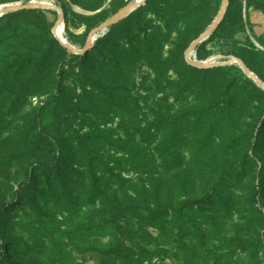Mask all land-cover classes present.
Listing matches in <instances>:
<instances>
[{"label": "rangeland", "instance_id": "1", "mask_svg": "<svg viewBox=\"0 0 264 264\" xmlns=\"http://www.w3.org/2000/svg\"><path fill=\"white\" fill-rule=\"evenodd\" d=\"M48 1L62 10L64 37L80 49L92 29L136 0ZM221 5L222 0H148L96 37L92 49L98 38L112 31L106 44L97 46L89 61L66 66L63 99L41 117L38 111L56 94L57 72L69 59L68 54L64 56L59 50L52 32L58 12L35 9L28 18L13 16L9 21L0 20L3 27L9 24L12 28L5 34L0 30V49L4 50L0 53V206L10 204L0 214V242L6 245L5 252H0V264H185L189 259L192 248L186 249L184 245L194 239L179 234L189 224L172 216L163 218L158 228L132 224L123 236H115L131 247L134 257L130 263L107 257L96 248L106 246L111 237L100 236L95 229L97 215L102 220L108 217L113 197L108 195L104 203L95 207L89 204L88 178L80 182V187L67 186L69 191L65 193L49 188L54 182L49 179L51 169L40 168V164L54 165L45 144L47 139L62 149L57 169L68 172L72 168L82 179L90 174L88 155L99 157L113 169L120 165L116 159L122 158L124 152L115 144H132L125 140L123 130V125L129 123L128 116H106L110 111L100 102L103 94H130L137 100L145 95L148 109L141 102L131 108L157 111L160 103L166 120L182 113L193 117L195 111L207 109L199 138L190 137L180 151L176 148L186 173L171 172L168 177H159V199L164 205L172 200L175 206L177 201L196 199L217 183L225 182L233 198L228 202L232 209L224 220L227 227L243 223L242 231L248 233V220L258 221L257 212L261 210L264 233V182L261 186L259 176L264 164V96L255 87L264 90L236 63L232 64L235 68L213 67L220 71L202 69L211 70L196 79L198 83L193 80L188 92L173 89L174 85H187L185 79L191 75L181 67L186 62L185 52L215 20ZM60 25L56 28L58 37ZM146 39L152 40L153 48L158 49L156 61H151L154 68L163 64L162 73H158L161 90L152 84L156 73L150 57L144 54ZM67 52L72 53L68 49ZM41 53H45L46 59L43 66L37 63ZM99 53L113 57L114 61L102 60ZM231 57L244 61L264 83V0H228L222 21L191 55L196 61L221 62ZM22 63L26 64L25 69L19 70ZM7 66L10 67L2 71ZM82 73L88 78L82 77ZM166 79L172 80L173 86L165 85ZM121 82L124 91L120 89ZM166 95L170 96L168 100L160 101ZM142 120L143 116H136L137 122ZM170 133L169 129L163 131L160 146H165ZM199 139L203 150L197 145ZM82 143H86L85 149ZM105 169L100 165L92 175ZM121 173L129 177L127 172ZM30 176L36 179L32 186L27 183ZM258 188L259 196L253 201V191ZM18 190L20 195H16ZM120 200L128 201L122 193ZM221 229L225 227L222 225ZM196 249L195 262L205 264L207 248L199 243Z\"/></svg>", "mask_w": 264, "mask_h": 264}, {"label": "trees", "instance_id": "2", "mask_svg": "<svg viewBox=\"0 0 264 264\" xmlns=\"http://www.w3.org/2000/svg\"><path fill=\"white\" fill-rule=\"evenodd\" d=\"M20 0H0V5L7 2H17ZM28 1V0H26ZM148 1V0H147ZM146 1V2H147ZM36 10H24L17 12L15 14H6L1 17L0 20L9 21L13 16H21L28 18ZM125 20V19H124ZM115 26V25H114ZM114 26H111L113 28ZM3 24L0 23V28ZM8 29H11V25L5 24L2 33H6ZM16 28L14 29V32ZM111 30L108 31L104 36L96 40L94 49H90L84 55H76L73 53H68L67 49L64 48L58 41V48L64 54V56H69L67 63H62L59 71L57 72L58 85L56 88V94L47 99L42 107L38 111V116L41 117L43 113L48 111L52 105H58L63 99L65 93V77L64 72L66 66L72 64H82L84 61H89L94 50H97V46L101 43L104 46L106 44L107 37L111 34ZM147 37V36H146ZM212 35L209 37V39ZM148 43L146 44V49L144 48L145 56H148L150 62L156 61V56L158 49L150 43L152 40L146 39ZM84 46V42L81 44ZM83 48V47H81ZM80 48V49H81ZM4 50L0 49V53L3 54ZM100 52V51H99ZM98 53V52H96ZM102 56V60H107L108 63L114 61L113 57L106 55L105 53H99ZM39 60L37 63L39 65H44L46 63L45 53L39 54ZM244 62V61H243ZM152 63V62H151ZM153 64V63H152ZM163 65V64H162ZM152 69L156 73V79L152 81V84L156 88L160 89V77L158 73H162L163 66ZM26 64L22 63L19 66V70H24ZM235 68L234 65H231ZM10 66L4 67L2 71H6ZM181 67L184 68L183 71L188 73L190 78L185 79L187 85L176 86L173 89L183 88L184 92L191 90V84L194 80L198 83L196 79L202 78V74L209 72L210 70H200L196 69L186 62H183ZM213 70L220 71V68H213ZM24 72V71H23ZM21 73V72H20ZM188 76V75H187ZM82 77L88 78L87 75L82 73ZM88 80V79H86ZM93 85L92 81H89ZM165 85L173 86V81L166 79L163 81ZM177 84V83H176ZM164 85V86H165ZM204 85V84H203ZM202 85V87H203ZM201 87V88H202ZM121 90H125L123 87V82H121ZM257 92L264 96V91L256 88ZM168 96L161 98L160 101L168 100ZM101 97V96H100ZM107 97L103 94L100 102H104L106 105L105 110L110 111L106 116L114 115L116 118L128 116V122L123 125V130L125 134L126 141H132V144L128 147L116 143L115 146L119 151L124 152L122 158L116 159L120 165L117 169L110 168L108 163H104L99 157H92L88 155V170L90 172L89 177L80 178L75 173L74 170L68 169V172L64 169H57V164L61 160L60 155L62 149L57 146L51 139L45 140V144L52 154L54 165H44L40 164V168L43 170L51 169V175L49 179L52 178L54 181L49 185L51 191H62L68 192L67 186L80 187V182H85L88 178L87 186L89 188V204H93L94 207L97 204L104 203L108 195L113 197V201L117 202L114 205L111 199V211L108 213V217L103 220L99 215V220L96 224L95 232L100 236L107 237L110 236L111 239L106 246L98 247L96 250L100 251L104 255L112 259H119L122 262L130 263L133 259L131 254V247L125 243L122 239H116L115 236H123L129 229L128 226L132 224H139L141 227L143 224L145 226H151L158 228V224L163 218L177 219L178 221L189 224L187 227L185 225L184 230L181 228V236H191L194 241L185 244L186 249L192 248V254L188 256L185 264H197V245L200 243L207 250L204 253L203 263L205 264H264V233H262L263 228V217L259 210L258 221L252 223L248 220L249 226L251 228L250 232H243L242 224H233L229 229L227 227V222L225 223V216L230 213L232 207L228 206V202L232 201L230 198L229 191L226 187V183L222 182L221 185L217 183L214 188L209 189L208 192L203 193L200 197L196 199H187L184 201H177L176 205L172 200H168L164 205L163 201L159 199L160 190L157 187V180L159 177H168L171 172L176 173H186L184 169V163L179 157V153L176 154V148L178 151L185 146L187 140L191 137L192 139L199 138L200 135L199 128L201 126V121L207 117V109H199L195 111L193 117L187 116L186 113L172 115L170 120H166L162 116L163 105L158 104L159 108L157 111L150 108L147 112L142 108H131L132 104H144L145 108L148 109V97L145 95H140L141 100H137L133 95L123 96L118 94L117 97H112L108 94ZM170 97V96H169ZM117 98V99H116ZM178 100V99H177ZM186 112H189L187 110ZM136 116H143L142 122L136 121ZM195 118V121L191 119ZM149 119H153L150 121ZM215 127L216 123H212ZM211 125V126H212ZM165 129L170 130V134L167 137L165 146H160L159 139ZM185 140V142H184ZM197 145L200 150H203V142L201 139L198 140ZM81 146L85 149L86 143H82ZM88 153V149L85 150ZM76 157L79 158L78 154ZM75 165V164H74ZM104 166L106 169L101 171V174L92 175L93 170ZM65 166V165H63ZM163 169L164 172L161 170ZM261 174L260 185L263 186L264 182V164L260 168ZM121 171L127 172L129 177H125ZM67 172V173H66ZM191 176L190 174H188ZM79 178V180L77 179ZM36 182V179L32 176L28 179V185L32 186ZM219 185V186H218ZM25 186L21 185L19 189ZM218 186L217 189H215ZM125 196L128 201L120 200V194ZM131 193V195H128ZM169 193V192H168ZM259 188L253 191V201L257 200L259 196ZM16 195H20L19 190ZM230 198V199H229ZM255 203V202H254ZM10 206L9 203H5L0 206V214ZM245 224V223H244ZM225 229H221V226ZM199 226V229L198 227ZM255 228V229H254ZM108 233V235H107ZM182 248V247H181ZM6 245L0 242V252H5ZM217 253V256H216Z\"/></svg>", "mask_w": 264, "mask_h": 264}, {"label": "water", "instance_id": "3", "mask_svg": "<svg viewBox=\"0 0 264 264\" xmlns=\"http://www.w3.org/2000/svg\"><path fill=\"white\" fill-rule=\"evenodd\" d=\"M147 0H140L139 2H134V3H128L125 5L120 11H118L115 15H113L111 18L100 24L99 26L95 27L92 29L87 36V40L85 42V45L83 48L78 49L75 48L73 45H71L69 42L62 40L60 37L57 36L56 34V28L60 22L63 23V13L62 10L52 4L48 5H40L37 3H33L32 1L26 3V4H20L18 3L17 5L13 4H4L0 5L2 6L0 8V18L3 15L9 14V13H14L18 11H24V10H54L58 12V19L55 25L52 28V32L55 36V38L58 40V42L68 49L70 52L76 55H84L87 53L90 49H92L94 41L98 35H103L111 26L115 25L116 23L120 22L123 20L126 16L131 14L133 11H135L137 8L142 6ZM228 6V0H222V5L220 8V11L215 18V20L190 44L188 49L185 52V61L192 67L197 68V69H207V68H213V67H223V66H228L232 65L234 63L238 64L241 70L249 77L251 78L254 83L260 87L261 89L264 90V83L255 75L253 74L244 64V62L236 57H231L228 60L225 61H215V60H205V61H196L191 58L192 52L195 50L198 44L202 43L203 41L208 38V36L217 28L219 23L222 21L225 10Z\"/></svg>", "mask_w": 264, "mask_h": 264}, {"label": "bare ground", "instance_id": "4", "mask_svg": "<svg viewBox=\"0 0 264 264\" xmlns=\"http://www.w3.org/2000/svg\"><path fill=\"white\" fill-rule=\"evenodd\" d=\"M33 3H46V4H51L50 1L48 0H31ZM140 0H136V2H139ZM2 6H0L1 8ZM59 24H61L58 28V33H59V37L64 40V41H67L68 40L64 37L63 33H64V28H63V25H62V22H60Z\"/></svg>", "mask_w": 264, "mask_h": 264}]
</instances>
